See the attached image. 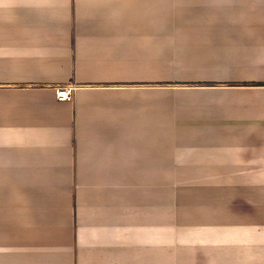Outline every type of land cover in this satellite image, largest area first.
<instances>
[{
    "label": "crops",
    "instance_id": "0c3cea01",
    "mask_svg": "<svg viewBox=\"0 0 264 264\" xmlns=\"http://www.w3.org/2000/svg\"><path fill=\"white\" fill-rule=\"evenodd\" d=\"M162 1L0 0V264H264V0Z\"/></svg>",
    "mask_w": 264,
    "mask_h": 264
},
{
    "label": "built area",
    "instance_id": "2783aa9c",
    "mask_svg": "<svg viewBox=\"0 0 264 264\" xmlns=\"http://www.w3.org/2000/svg\"><path fill=\"white\" fill-rule=\"evenodd\" d=\"M73 92L72 86L59 87L56 89V97L59 102L67 101L71 98Z\"/></svg>",
    "mask_w": 264,
    "mask_h": 264
},
{
    "label": "rangeland",
    "instance_id": "374dc122",
    "mask_svg": "<svg viewBox=\"0 0 264 264\" xmlns=\"http://www.w3.org/2000/svg\"><path fill=\"white\" fill-rule=\"evenodd\" d=\"M161 3H163L162 0H161ZM163 12H166V5L161 4V17H164V16H162Z\"/></svg>",
    "mask_w": 264,
    "mask_h": 264
}]
</instances>
